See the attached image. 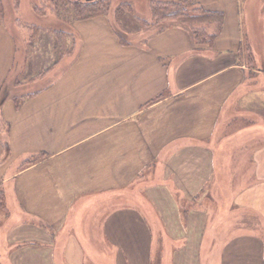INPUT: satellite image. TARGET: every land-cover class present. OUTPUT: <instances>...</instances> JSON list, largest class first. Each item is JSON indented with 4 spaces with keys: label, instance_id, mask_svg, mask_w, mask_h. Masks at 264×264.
I'll return each instance as SVG.
<instances>
[{
    "label": "crops",
    "instance_id": "1",
    "mask_svg": "<svg viewBox=\"0 0 264 264\" xmlns=\"http://www.w3.org/2000/svg\"><path fill=\"white\" fill-rule=\"evenodd\" d=\"M196 1L224 15L211 46L79 21L19 108L0 60V264H264V0Z\"/></svg>",
    "mask_w": 264,
    "mask_h": 264
},
{
    "label": "rangeland",
    "instance_id": "2",
    "mask_svg": "<svg viewBox=\"0 0 264 264\" xmlns=\"http://www.w3.org/2000/svg\"><path fill=\"white\" fill-rule=\"evenodd\" d=\"M0 1L3 9L0 14V45L2 44V37L3 40L4 38H9L13 43L12 45H14V53L7 48H5V51H0V60L6 61L8 59L9 63H16L12 68L9 80L11 83L13 82V92L16 94V97L22 95L28 98L34 90L46 86L53 79L52 69H55L54 67L59 63L70 60L77 45L74 25L79 21L100 16L108 17L111 19L118 33L122 35L120 39L122 43H127L126 40L136 42L140 38L142 31L158 30L160 28L159 26L145 28L139 23V19L146 20L150 18L149 8H147V11L144 9V0H110L108 13L71 22L61 21L55 13L49 12V10H46L43 14L37 12L34 7L44 6L45 2L47 4V0ZM124 2L130 4L132 10L131 12L121 11V14L118 16L115 14V10ZM132 2L135 4L139 2V5L133 7ZM258 6L263 11L260 14V19H264V3L263 5L260 3ZM37 9L39 10L40 8ZM1 31L5 33V37L1 34ZM53 31H64L70 35L67 41L70 50L57 61L54 51L55 37ZM52 63L57 64L51 66ZM251 69L249 74L255 78L259 75V84L263 87L264 78L261 73L257 72L256 65L251 66ZM16 73L17 75H15ZM0 138L3 142V132H0ZM153 264H157L155 259L153 260ZM164 264H170V261L168 262L165 259Z\"/></svg>",
    "mask_w": 264,
    "mask_h": 264
},
{
    "label": "trees",
    "instance_id": "3",
    "mask_svg": "<svg viewBox=\"0 0 264 264\" xmlns=\"http://www.w3.org/2000/svg\"><path fill=\"white\" fill-rule=\"evenodd\" d=\"M17 4V3H16ZM37 12L44 13L46 10L55 15L63 22L88 19L108 13L110 0H47L44 6L34 7ZM37 8H40L39 10ZM149 19H139V23L145 28L159 26L158 30L170 25H179L186 28L194 43L198 46H211L215 37L220 33L223 25L224 15L222 12L204 9L196 0H178L172 2L149 1ZM0 1V14L2 11ZM130 4L122 3L115 10L119 16L120 12H131ZM54 51L56 61L65 53H68V38L70 35L64 31H53ZM67 35H69L67 37ZM64 52V53H63ZM57 63H52L51 66ZM27 96L13 97L16 108L24 102ZM2 102V101H0ZM43 157V153L29 155L21 162V168L27 167ZM2 201V199H1ZM2 204V203H1Z\"/></svg>",
    "mask_w": 264,
    "mask_h": 264
}]
</instances>
